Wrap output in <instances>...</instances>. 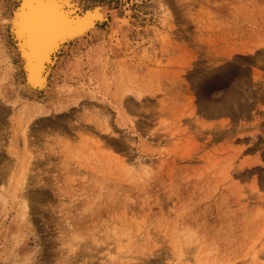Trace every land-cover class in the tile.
Returning a JSON list of instances; mask_svg holds the SVG:
<instances>
[{"label":"rangeland","instance_id":"rangeland-1","mask_svg":"<svg viewBox=\"0 0 264 264\" xmlns=\"http://www.w3.org/2000/svg\"><path fill=\"white\" fill-rule=\"evenodd\" d=\"M16 2L0 0V177L8 194L28 168L32 224L1 211L0 264H120L128 230L123 264H264V0H78L107 19L37 100ZM136 155L156 162L129 172Z\"/></svg>","mask_w":264,"mask_h":264},{"label":"bare ground","instance_id":"bare-ground-1","mask_svg":"<svg viewBox=\"0 0 264 264\" xmlns=\"http://www.w3.org/2000/svg\"><path fill=\"white\" fill-rule=\"evenodd\" d=\"M15 5L10 12L8 32L14 42L12 43L11 41L9 44L16 53L21 71L19 86L22 87L21 89L26 94V97H32L33 100L44 99L54 93L55 70L57 65L62 61L66 50L73 45L84 43L87 39L94 37L100 32L101 26L99 21L107 19V7L105 4L99 3L86 8V10H82L78 4V0H18L17 6ZM137 97L140 99L141 93H138ZM17 101L14 100V103ZM33 106L38 108L34 114H41L43 111H46L45 108L47 107L44 102H40V104L33 103ZM60 107L58 106V110ZM104 120L107 130L110 128V123L108 124L107 120ZM20 125L21 131L26 137L30 129L27 125L23 126L21 122ZM134 159L133 162L128 163L129 172L133 170L146 172L154 160H151V162L146 161L142 155H136ZM27 170L28 168L23 167L18 171L14 180V188L8 194V184L12 182L13 177L11 176H13V170L6 178L8 184H5V179L0 177V213L3 209L11 208L14 203H18V208L22 212L24 221L28 225H31L30 203L33 200H30L28 192L24 190L29 181L26 175ZM18 190L20 195L17 193ZM67 225L70 228L72 227L71 222H67ZM111 236L112 238L115 236L121 238L114 227H112ZM123 237L124 239L121 241L125 242L121 243V249L118 248L122 252L118 251L120 253L118 259H114L115 262L120 264L128 263L131 260V258L130 260L125 259L127 252L124 253L123 250H127V246L131 243L133 235L131 237V232L128 230L122 234ZM192 241L193 239L188 237L184 242ZM177 252L178 260L184 258L182 257L183 252L181 247L178 248ZM7 255H9V252ZM108 259L112 260L111 258Z\"/></svg>","mask_w":264,"mask_h":264}]
</instances>
